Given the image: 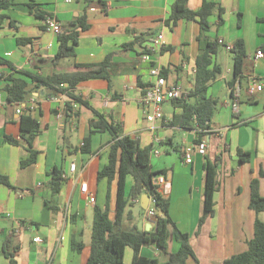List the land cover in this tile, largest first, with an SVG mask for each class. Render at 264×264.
Segmentation results:
<instances>
[{
  "label": "crops",
  "instance_id": "0c3cea01",
  "mask_svg": "<svg viewBox=\"0 0 264 264\" xmlns=\"http://www.w3.org/2000/svg\"><path fill=\"white\" fill-rule=\"evenodd\" d=\"M211 1L224 8V23L220 25L218 15H213L207 40L233 45L242 39L247 57L233 89V54L221 46L214 57L213 66L222 70L209 88V96L217 100V111L201 139L198 126L178 125L182 111L175 103L165 102L163 118L152 123L139 103L155 81L150 74L153 66L161 68L169 86L179 85L188 93L195 87L200 25L183 20L174 27L167 26L175 0H14L9 9H0V57L4 59L0 63V89L10 76L21 77L20 72L45 79L73 72L78 65L102 66L109 58L105 69L109 78L83 81L75 93L108 122L118 123L124 135L138 139L142 147L151 150L153 170L165 171L168 181L159 188L160 193L170 200V216L179 230L189 234L196 260L199 264H224L226 259L247 250L257 217L264 222L262 213L257 215L250 208L254 179H258L264 197V58L255 60L258 50L264 52V0ZM203 2L189 0L188 7L198 11ZM47 15L62 25L86 18L89 28L81 33L74 57L56 59L58 37L46 30L41 19ZM160 34L164 35L165 47L150 54L148 61L143 60L145 46L149 47ZM138 38L143 39L141 43H137ZM18 40L30 42L19 44ZM253 85L263 88L251 94ZM41 91L34 93L27 104H10L6 94L0 92V173L12 185H0V264H9L6 253L12 254L17 264H87L94 207H104L109 192L110 218L115 220L116 216L117 180L110 189L106 179L98 181V173L109 162L113 138L106 131L92 133L91 109L76 105L74 117L66 118L67 98L49 97L50 94L43 97ZM236 94L238 111L232 108ZM21 107L22 113L30 108L40 123V132L33 141L37 160L25 168L21 163L30 152L21 138ZM5 136L19 144L8 143ZM202 141L208 145L207 156L218 157L220 167L214 215L199 228L207 160L195 151L193 163L188 165L183 149ZM84 143L87 151L82 150ZM239 150L251 154L249 162L240 161ZM73 163L76 169L71 172ZM55 170L63 172L57 194L48 185ZM84 183L96 198L94 205L88 203V195L81 190ZM133 202L140 211H132L133 219L127 222L142 231L154 230L155 219L147 218L141 199ZM37 237L41 243L34 242ZM73 241L84 244L82 253L73 250ZM178 248L179 244L173 242L170 252ZM129 249L125 264L133 261V250L128 252ZM141 255L161 262L169 259L156 246L143 247ZM187 264L196 262L189 259Z\"/></svg>",
  "mask_w": 264,
  "mask_h": 264
},
{
  "label": "trees",
  "instance_id": "16d2710c",
  "mask_svg": "<svg viewBox=\"0 0 264 264\" xmlns=\"http://www.w3.org/2000/svg\"><path fill=\"white\" fill-rule=\"evenodd\" d=\"M188 2L189 0H175L166 24L169 27H174L178 22L185 20L195 21L200 25V52L195 62L196 84L186 99L172 102L182 111L178 116V125L183 128L198 126L201 130V139L209 129L217 111V100L209 96V88L210 84L222 73V70L216 65L213 66L214 57L218 54L221 46L226 45H221L219 40L214 42L207 40L206 33L211 30L209 19L213 15H218L220 25L224 23L225 10L220 4L204 0L201 9L194 11L188 7ZM13 5L14 0H0V9L6 10ZM239 16L241 17L242 14ZM45 17L41 16V19L45 20ZM2 20L3 17H0V25ZM239 25H241L240 21ZM88 28L86 18L80 19L76 24L63 25V34L58 37L59 46L56 59L74 57L81 33ZM142 40V38H138L137 43H141ZM17 42L21 44L30 42V40H18ZM230 51L234 61V79L230 83L231 89H233L235 82L241 77L247 57L244 41L236 40L231 45ZM143 53L152 54L148 46H145ZM0 63H4L2 57H0ZM109 64L110 59L107 58L102 66L78 65L73 72L54 74L45 79L30 72H20L21 77L10 76L7 78V83L3 89H0V92L6 94L7 102L10 104H27V100L33 98L34 93L50 89L52 93L48 95L49 97L67 98L66 118L74 117L76 105L86 107L94 113V118L91 121L92 133L106 131L112 135L113 143L110 146L109 162L98 173V181L106 179L110 189L111 183L117 180L116 216L115 220L110 218L109 192L105 206L94 207L90 255L87 264H125V254L128 248L133 250L132 264H187L189 259H194L196 264H199L189 234L181 232L170 216V200L164 198L159 187L154 184V179L160 175L165 176L166 172L153 170L151 150L142 147L138 139L124 135L118 123L108 122L104 115L93 110L75 93L77 86L83 81L98 77L109 78V75L105 73ZM13 70L15 71V69ZM163 75L165 76L164 73ZM32 113L30 108H26L20 118L21 138L27 143L30 152V156L21 163L22 168L35 163L38 156V152L33 150V141L40 132V123ZM5 141L13 145L19 144L18 140L10 136H5ZM84 145L82 150L87 151V143ZM238 155L243 163L249 162L251 159V154L242 150L238 151ZM205 156L207 160L206 179L199 228L214 215L215 193L219 189V158L208 157L207 151ZM51 176L48 185L53 194H57L63 182V172L55 170ZM129 179H132L130 187H128ZM0 185L12 188L9 178L2 173H0ZM144 194L156 200V226L154 230L150 231H142L136 225L127 222L133 219V213L130 210L134 204L133 201H138ZM250 208L257 215L264 213V197L260 194L258 179H254L251 183ZM173 242L178 243L179 248L175 252H170ZM147 246H156L159 251L169 255L168 261L161 262L157 258L141 255L142 248ZM72 247L77 253H82L85 248L84 244L78 241H73ZM6 256L9 264H17L12 254L6 253ZM224 264H264V222L259 217L256 219L254 236L248 241L247 250L226 259Z\"/></svg>",
  "mask_w": 264,
  "mask_h": 264
},
{
  "label": "built area",
  "instance_id": "2783aa9c",
  "mask_svg": "<svg viewBox=\"0 0 264 264\" xmlns=\"http://www.w3.org/2000/svg\"><path fill=\"white\" fill-rule=\"evenodd\" d=\"M67 2H72L73 0H66ZM44 25L46 27V30L53 33L55 36L59 37L63 34V25L53 16L48 15L45 17ZM219 43L221 45H225L223 40H219ZM165 47V39L164 35L160 34L156 38H154L151 42V45L149 46V50L153 53L157 50H162ZM227 49L231 50V45H225ZM143 60L148 61L150 59V54H144L142 56ZM264 58V52L263 50H258L256 52L255 60H259ZM151 76L155 78V81L145 90V92L142 94L139 103L142 106V109L146 115V119L148 122H154L157 119H162L164 116L162 105L165 102H172L174 100H181L186 99L189 95V93L184 90L179 85H172L169 86L167 83V79L163 76L162 70L158 66H153L150 70ZM262 85H253V87L250 90L251 94H254L257 91L262 90ZM1 97V94H0ZM235 98V102L232 104V108L234 111H238L239 104H238V97L239 95L236 94L233 96ZM32 102L34 100L32 99ZM23 107H21L18 110V113H22ZM151 110V111H150ZM60 117L62 115H59ZM208 145L205 141L200 142L198 145H187L183 149V156L184 161L186 164H192L193 163V154L195 151H197L200 155H205L207 151ZM154 154L158 155V151L154 150ZM76 169V164L73 163L70 165L71 172H74ZM65 177V176H64ZM154 184L158 186L159 188L162 185H168L167 178L164 175L157 176L154 179ZM81 190L83 193L88 195V203L91 205H94L96 203L95 196H92L89 193V186L87 183H84L81 185ZM156 200L153 197H150L149 199V207L146 209V216L147 218H156ZM2 232V229L0 228V233ZM35 243H41V238H35Z\"/></svg>",
  "mask_w": 264,
  "mask_h": 264
},
{
  "label": "water",
  "instance_id": "95a60500",
  "mask_svg": "<svg viewBox=\"0 0 264 264\" xmlns=\"http://www.w3.org/2000/svg\"><path fill=\"white\" fill-rule=\"evenodd\" d=\"M51 93H52V90H50V89H44V90L41 91L40 95L43 96V97H45V96H47L48 94H51ZM149 199H150V197L147 194H144L141 197V207L143 209H147L148 208Z\"/></svg>",
  "mask_w": 264,
  "mask_h": 264
},
{
  "label": "rangeland",
  "instance_id": "374dc122",
  "mask_svg": "<svg viewBox=\"0 0 264 264\" xmlns=\"http://www.w3.org/2000/svg\"><path fill=\"white\" fill-rule=\"evenodd\" d=\"M131 184H132V179H129L128 187H130ZM130 210L133 211V212H135L137 214V212L140 211V208L139 207L132 206V207H130ZM261 217L264 220V213L261 214ZM137 220H139L138 217H137ZM128 252H132L131 249H129Z\"/></svg>",
  "mask_w": 264,
  "mask_h": 264
}]
</instances>
